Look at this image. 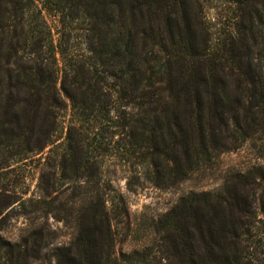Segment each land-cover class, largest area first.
Returning <instances> with one entry per match:
<instances>
[{"label": "trees", "instance_id": "obj_1", "mask_svg": "<svg viewBox=\"0 0 264 264\" xmlns=\"http://www.w3.org/2000/svg\"><path fill=\"white\" fill-rule=\"evenodd\" d=\"M147 4L0 0V145L24 143L32 145L31 152L54 145L60 140L55 137L54 110H64L63 95L80 124L72 123L67 131L64 176L71 172L77 177L91 169L89 177L98 178L93 191L100 201L107 186L99 185L103 167L99 157L110 151L114 128L124 137V155L140 156L151 167L149 180L158 188L178 185L188 173L211 164L219 152L233 151L250 138L264 113L249 106L243 85L236 86L239 92L231 87L221 75V63L204 60L195 37L185 44L175 41L184 61L176 73L158 59H142L141 24ZM157 4L165 26L175 32L171 5L166 0ZM48 16L58 23L57 44ZM75 33L84 39L85 48L79 52L63 40ZM226 53L229 64H235L233 52ZM57 54L63 63L61 77ZM114 97L122 104L115 111L116 120L108 109ZM123 107L131 111H121ZM98 119L101 123L93 129L91 122ZM76 131L79 145L71 144ZM143 147L147 151H141ZM257 180L264 185V167L257 176L254 171L228 175L218 191L183 196L159 223L160 230L173 233L165 240L169 239L174 257L183 264H253L252 232L264 223V211L261 215L252 207ZM14 203L0 194V223ZM93 208L85 232L69 247L46 251L48 246L34 231L21 243L0 241V264H121L113 251L104 203Z\"/></svg>", "mask_w": 264, "mask_h": 264}, {"label": "rangeland", "instance_id": "obj_2", "mask_svg": "<svg viewBox=\"0 0 264 264\" xmlns=\"http://www.w3.org/2000/svg\"><path fill=\"white\" fill-rule=\"evenodd\" d=\"M167 1L171 5V19L177 22L173 33L160 16L158 0H140L148 3L143 7L145 20L141 24L142 59H158L162 65L169 64L176 73L184 61L180 60L175 41L185 44L195 37L204 60L211 63L214 59L216 64L221 63V75L228 79L231 87L243 85L249 93L243 96L251 103L249 106L256 113H264V0ZM149 8L150 14L146 12ZM48 21L57 44L60 39L58 23L50 16ZM63 40L77 52L85 48L80 36L70 38L67 35ZM226 50L233 52L235 64L226 60ZM218 56L224 60L217 61ZM56 59L61 77L63 63L59 54ZM225 73H232V76ZM116 98L108 105L110 116L115 120L118 116L115 111L122 105ZM60 101L64 103V110H54L58 114L55 137L60 140L54 145L32 152L28 151L32 145L24 143L0 145V194L15 202L10 207L13 210L0 223V241L21 243L36 231L48 246L46 251L53 247L67 248L85 232L91 209L104 203V212L111 225L113 251L121 264H183L174 257L169 239L165 240L172 231L159 228L161 219L183 196L191 192L218 191L228 175L254 171L257 176L259 169L264 167V120H258L250 138L237 149L219 152L211 164L188 173L178 185L158 188L149 180L151 167L143 163L140 156L127 158L124 137L119 129L112 128L110 151L99 157L103 166L99 185L107 186L100 202L93 191L98 178L89 177L91 169L79 172L77 177L71 176V172L64 176L61 165L70 145L67 131L72 123L77 127L80 124L70 101L63 95ZM121 111L130 112L131 108L123 107ZM97 123H101L99 119L91 122L94 124L91 127L96 129ZM106 124L112 127L109 122ZM82 131L87 133L86 127ZM78 139L76 131L71 144L79 145ZM257 183L259 185L252 190L257 201L254 198L252 207L261 213L264 211V198L260 200L264 185L258 180ZM252 233L253 264H264V223L256 226Z\"/></svg>", "mask_w": 264, "mask_h": 264}]
</instances>
